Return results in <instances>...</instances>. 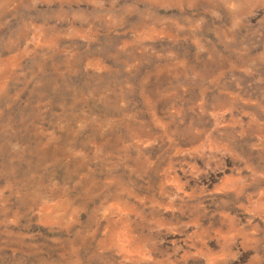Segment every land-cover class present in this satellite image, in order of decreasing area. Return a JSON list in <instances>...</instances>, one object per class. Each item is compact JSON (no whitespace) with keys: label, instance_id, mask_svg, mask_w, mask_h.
Segmentation results:
<instances>
[{"label":"rangeland","instance_id":"374dc122","mask_svg":"<svg viewBox=\"0 0 264 264\" xmlns=\"http://www.w3.org/2000/svg\"><path fill=\"white\" fill-rule=\"evenodd\" d=\"M0 264H264V0H0Z\"/></svg>","mask_w":264,"mask_h":264}]
</instances>
